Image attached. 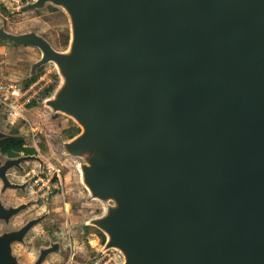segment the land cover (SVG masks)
<instances>
[{
	"label": "water",
	"instance_id": "95a60500",
	"mask_svg": "<svg viewBox=\"0 0 264 264\" xmlns=\"http://www.w3.org/2000/svg\"><path fill=\"white\" fill-rule=\"evenodd\" d=\"M48 4L67 17L65 49L4 23L0 40L41 51L29 78L55 64L43 104L80 127L60 147L86 200L103 204L82 225L105 236L84 264L110 249L121 264H264V0H32L11 12ZM15 135L0 129V141ZM27 160L43 171L37 154L0 152L3 190L28 184L9 176ZM34 202L0 203V218ZM48 215L0 234L7 264H23L11 243Z\"/></svg>",
	"mask_w": 264,
	"mask_h": 264
},
{
	"label": "rangeland",
	"instance_id": "374dc122",
	"mask_svg": "<svg viewBox=\"0 0 264 264\" xmlns=\"http://www.w3.org/2000/svg\"><path fill=\"white\" fill-rule=\"evenodd\" d=\"M8 5L7 0H0V25L4 23L9 31L16 33L40 28L43 33L48 34L50 40L47 39L55 48L63 50L67 47L64 48L57 42V37H60L62 32L60 25H57V22H60L58 20L60 13H64L61 8L48 4L42 9L11 12L13 7ZM49 6L53 9L43 12ZM39 57L41 51L36 47L0 44V83L12 82L21 85L26 82L31 63ZM38 71H40L38 75L45 73L50 77L56 75L55 73L58 74L53 62L41 66ZM47 97L26 108L22 116L7 117L8 111L4 105L0 110V129L7 133L25 136L26 142L34 145L37 149L36 154L44 161L43 171L36 162L29 163L37 174L32 178L26 193L8 189L3 194L4 200L8 203L35 201L16 216L10 226L18 227L49 208L51 212L44 221L35 225L29 232L25 245L15 244L14 248L22 262L30 263L36 258L40 247L49 243L50 236H66L67 239L60 251L48 255L43 264H84L87 259L97 254L104 243L98 228L82 223L92 215L101 213L103 204L100 201L86 200L88 191L80 182L77 162L74 158L65 155L60 147V141L68 139L63 130L76 122L68 115L54 113L44 105L43 102ZM41 142L44 143L45 149L42 148ZM23 154V149L15 148L7 155L16 157ZM33 173L31 172V175ZM36 181H38L37 186L34 184ZM42 187L44 189L41 190ZM64 200L71 201L70 211L64 209ZM66 243H70L71 246H67Z\"/></svg>",
	"mask_w": 264,
	"mask_h": 264
},
{
	"label": "built area",
	"instance_id": "2783aa9c",
	"mask_svg": "<svg viewBox=\"0 0 264 264\" xmlns=\"http://www.w3.org/2000/svg\"><path fill=\"white\" fill-rule=\"evenodd\" d=\"M9 7H19L24 3L32 0H7ZM47 76L45 73L38 75L36 79L27 83L24 82L21 85L15 83H0V102L7 107V117H15L17 115L22 116L24 110L29 108L32 104L40 102L45 94V91L53 84L58 83V74ZM37 147V145L35 144ZM57 175H59L57 173ZM40 177V176H39ZM42 180V178H40ZM35 186L38 185L36 181ZM45 185V183H43ZM34 191V189L32 190ZM36 191V189H35ZM63 207L69 211L71 208V201L64 200ZM91 242V240H90ZM67 246H71L68 243ZM122 262V256L116 249H110L104 252L98 259L93 260L89 264H120Z\"/></svg>",
	"mask_w": 264,
	"mask_h": 264
},
{
	"label": "flooded vegetation",
	"instance_id": "af4514ba",
	"mask_svg": "<svg viewBox=\"0 0 264 264\" xmlns=\"http://www.w3.org/2000/svg\"><path fill=\"white\" fill-rule=\"evenodd\" d=\"M10 150H12V149H9V150H6V151H4V150H2V148H0V152L4 155V156H9V155H7L8 154V152L10 151ZM26 154H36V153H26L25 151H24V154L23 155H26ZM30 162H36L37 163V165H39L40 166V162L39 161H36V160H27V161H24V162H22L21 163V166L20 167H13V168H11L10 169V171H9V176H10V179L12 180V182H15V183H19V184H23V183H27L28 182V184L23 188V187H21V188H13V187H7L6 189H4L3 190V186H4V183H3V181L0 179V203H2V204H4L3 206L4 207H7L8 205H14V206H17V205H19V204H21V203H25V202H27V201H20V202H18V203H16V204H13V203H8V202H6L5 200H4V197H3V194H5V192L9 189H14V190H16L17 192H20V193H26L27 192V190H28V188H29V186L31 185V182H32V178H34L35 176H36V174H37V172L36 171H34V169L32 168V167H30L29 165V163ZM31 172H34L32 175H31ZM26 176H29L28 178H24V177H26ZM56 176H58V175H56ZM42 189H44L43 187L41 188V190ZM56 190V189H55ZM72 206V205H71ZM30 206H28L27 208H29ZM27 208H25V209H23L20 213H22L24 210H26ZM67 211V210H66ZM70 211V210H69ZM47 212H49V215H50V208L46 211V212H44V213H41L40 215H36V216H41V215H44V214H46ZM19 213V214H20ZM19 214H17V215H15V216H12L11 218H10V221H7V220H5V219H3V218H0V234L1 233H3L4 231H7V230H10V229H13L14 227H11L10 226V224L12 223V221H13V219L16 217V216H18ZM6 215V214H5ZM48 215V216H49ZM47 216V217H48ZM46 217V218H47ZM45 218V219H46ZM44 219V220H45ZM43 220V221H44ZM42 222V221H41ZM41 222H39V223H41ZM24 224V223H23ZM37 225V224H36ZM53 242H59L60 243V246H59V248L61 249V246L63 245V243H64V240H63V237H61V238H57V236L55 237H52V236H50L49 237V243L47 244V245H50V244H52ZM15 244H23V245H25L24 243H22V242H12L11 243V246H12V250H11V252L13 251L16 255H17V257H18V259H19V261H20V263H23V264H27V263H24V262H22L21 260H20V258H19V255H18V253L15 251V248H14V245ZM5 245L6 244H4L3 242H0V262H2V261H5V263L7 264V263H11V257H9V253L7 252V250H6V247H5ZM66 245H68V243H66ZM56 252H58V251H56ZM45 263V262H44Z\"/></svg>",
	"mask_w": 264,
	"mask_h": 264
},
{
	"label": "trees",
	"instance_id": "16d2710c",
	"mask_svg": "<svg viewBox=\"0 0 264 264\" xmlns=\"http://www.w3.org/2000/svg\"><path fill=\"white\" fill-rule=\"evenodd\" d=\"M52 9H53L52 6H49L48 8L43 10V12H49ZM58 20H60V22H57L58 23L57 25L58 26L60 25V27L62 28V32H61V36L57 37V42H58V44L62 45L65 48L68 45L69 36H70L69 35L68 20H67V17L64 13H60ZM35 30L42 33L46 38H48V36H47L48 34L43 33L40 30V28H35ZM0 44L14 45V43L9 41V40H0ZM39 72L40 71L35 73L32 77L27 78L26 82L29 83V82L33 81L34 79H36V77H38ZM58 82H59V75H58ZM57 84L58 83L51 85L45 91V96L50 95V93L53 91V89L56 87ZM33 105H35V104H32L31 106H33ZM79 131H80V127L74 122L69 127L65 128L63 130L66 138H71V137L75 136L77 133H79ZM40 144H41L42 148L45 149L44 143L41 142ZM0 148H2V150H4V151L9 150V149L20 148V149H23L26 153H36L37 152V149L34 147V145H30L26 142V138L23 135H15V136L6 137V138L2 139L0 141ZM55 191H57V190H55ZM100 235H102V242L104 243L105 242V236L101 231H100ZM56 236H57V238L62 237L61 235H56ZM66 239H67L66 236H64L63 240L66 241Z\"/></svg>",
	"mask_w": 264,
	"mask_h": 264
}]
</instances>
